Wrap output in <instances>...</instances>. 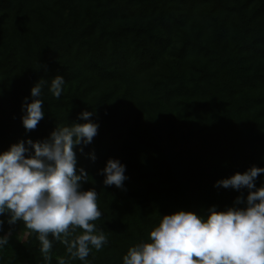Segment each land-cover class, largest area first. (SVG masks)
Listing matches in <instances>:
<instances>
[{"label":"trees","instance_id":"obj_1","mask_svg":"<svg viewBox=\"0 0 264 264\" xmlns=\"http://www.w3.org/2000/svg\"><path fill=\"white\" fill-rule=\"evenodd\" d=\"M41 78L44 118L27 131L21 106ZM84 110L99 127L77 165L108 242L69 264H122L163 215L233 206L248 190L217 181L264 167V0H0V152L82 123ZM109 158L126 166L123 188L103 184ZM13 231L0 264L68 259L53 241L46 261L22 221Z\"/></svg>","mask_w":264,"mask_h":264},{"label":"clouds","instance_id":"obj_2","mask_svg":"<svg viewBox=\"0 0 264 264\" xmlns=\"http://www.w3.org/2000/svg\"><path fill=\"white\" fill-rule=\"evenodd\" d=\"M45 83L43 78L36 82L31 88L33 99L22 103L27 131L35 130L44 118L41 94ZM64 85L61 75L51 79L50 92L56 99ZM92 115L84 110L79 114L84 122L57 126L44 141L21 140L0 152V217L6 215L10 226L4 232L5 220L0 219V248L9 243L11 226L18 221L37 234L46 261L52 259L53 241L65 246L68 259L60 257L58 264L75 259L86 262L93 249L99 251L108 242L95 223L102 216L98 192L82 188L89 174L78 168L75 150L80 146L83 152V146L98 133ZM125 171L118 159L109 158L100 170L103 184L123 188ZM261 174L264 167L253 165L217 181V186L248 190L246 198L236 197L225 210L213 205L206 217L185 210L163 215L148 240L128 248L122 264H264V185L255 183Z\"/></svg>","mask_w":264,"mask_h":264},{"label":"rangeland","instance_id":"obj_3","mask_svg":"<svg viewBox=\"0 0 264 264\" xmlns=\"http://www.w3.org/2000/svg\"><path fill=\"white\" fill-rule=\"evenodd\" d=\"M20 233H21V232H18V231L14 232V231H13L12 234H11V237H10L9 242L12 241V240L14 239V235H15V234H20ZM5 246H7V245H5Z\"/></svg>","mask_w":264,"mask_h":264}]
</instances>
